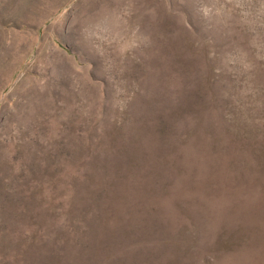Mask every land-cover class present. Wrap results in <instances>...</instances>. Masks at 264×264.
I'll use <instances>...</instances> for the list:
<instances>
[{"label": "rangeland", "instance_id": "1", "mask_svg": "<svg viewBox=\"0 0 264 264\" xmlns=\"http://www.w3.org/2000/svg\"><path fill=\"white\" fill-rule=\"evenodd\" d=\"M0 264H264V0H0Z\"/></svg>", "mask_w": 264, "mask_h": 264}]
</instances>
